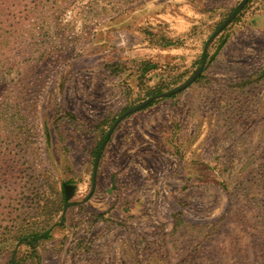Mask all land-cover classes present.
I'll use <instances>...</instances> for the list:
<instances>
[{
	"label": "rangeland",
	"instance_id": "374dc122",
	"mask_svg": "<svg viewBox=\"0 0 264 264\" xmlns=\"http://www.w3.org/2000/svg\"><path fill=\"white\" fill-rule=\"evenodd\" d=\"M241 2L0 0V264H264V0Z\"/></svg>",
	"mask_w": 264,
	"mask_h": 264
},
{
	"label": "water",
	"instance_id": "95a60500",
	"mask_svg": "<svg viewBox=\"0 0 264 264\" xmlns=\"http://www.w3.org/2000/svg\"><path fill=\"white\" fill-rule=\"evenodd\" d=\"M248 0H242V2L240 3V7H243L245 3H247ZM236 15V12H233L222 24L221 26L218 28L217 31H215L212 36L210 37V39L208 40V44L214 39V37L219 33V31L223 30L232 20L233 18L235 17ZM207 46H205L204 48V53L206 52L207 50ZM204 58V56H203ZM205 65V61L203 60L202 61V64L201 66L197 69V71L195 72L194 76L188 80L187 82H185L184 84H182L181 86L169 91L168 93H163V94H160V95H153L149 98H147L146 100H144L143 102L127 109L125 112H123L116 120L115 122L113 123V125L111 126V128L109 129V131L107 132V136H110L112 134V132L114 131L115 127L125 118L127 117L128 115L142 109L143 107L147 106L149 103H151L153 100H155L157 97H163V96H166V95H170V94H175V93H178L180 91H182L183 89L187 88L188 85H190L202 72L203 70V67ZM107 140L104 139L102 144H101V149L104 148L105 144H106ZM101 156V151L98 152L97 154V157H96V160H95V169H94V174H93V177L95 178V174H96V167H97V164L99 162V158ZM73 194V186L72 185H65V195H66V199H70L71 196Z\"/></svg>",
	"mask_w": 264,
	"mask_h": 264
},
{
	"label": "trees",
	"instance_id": "16d2710c",
	"mask_svg": "<svg viewBox=\"0 0 264 264\" xmlns=\"http://www.w3.org/2000/svg\"><path fill=\"white\" fill-rule=\"evenodd\" d=\"M236 11H239V9H236ZM262 73H264V71ZM104 139L109 141L110 137H106V135H104L102 140ZM101 144L102 143L98 145V151L100 150ZM50 237H51V230H45V231L38 232V233H32L29 236H27V239L29 240L30 245L34 246L39 240H42V239L46 240V239H49ZM10 264H19V262L15 261L14 258H11Z\"/></svg>",
	"mask_w": 264,
	"mask_h": 264
},
{
	"label": "crops",
	"instance_id": "0c3cea01",
	"mask_svg": "<svg viewBox=\"0 0 264 264\" xmlns=\"http://www.w3.org/2000/svg\"><path fill=\"white\" fill-rule=\"evenodd\" d=\"M93 179H94V177H93ZM66 196V195H65ZM73 196H74V191H73V194H72V196H71V198H73ZM70 198V199H71ZM68 200V199H67ZM124 244V243H123ZM124 246H127V244H124ZM85 248V245H83L82 247H81V249L83 250ZM83 252V251H82ZM125 252V248L123 249V253Z\"/></svg>",
	"mask_w": 264,
	"mask_h": 264
}]
</instances>
